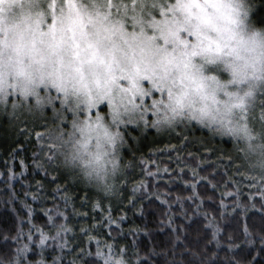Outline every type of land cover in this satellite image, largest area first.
<instances>
[{
  "label": "clouds",
  "instance_id": "obj_1",
  "mask_svg": "<svg viewBox=\"0 0 264 264\" xmlns=\"http://www.w3.org/2000/svg\"><path fill=\"white\" fill-rule=\"evenodd\" d=\"M261 3L0 0V115L54 118L45 136L58 164L102 194L125 175L126 130L146 122L230 141L243 170L264 177ZM0 264L54 260L18 242ZM97 264L133 261L105 251Z\"/></svg>",
  "mask_w": 264,
  "mask_h": 264
},
{
  "label": "snow or ice",
  "instance_id": "obj_2",
  "mask_svg": "<svg viewBox=\"0 0 264 264\" xmlns=\"http://www.w3.org/2000/svg\"><path fill=\"white\" fill-rule=\"evenodd\" d=\"M41 118L46 119V116ZM51 119L54 120V118ZM147 129L154 128L146 122L142 129L130 126L126 130L127 142L124 149L127 156L131 157L126 170L132 168L134 171L138 166L142 177L132 187V192L128 196V206L135 208L137 201L142 202L145 197L149 201L157 202L161 206L158 233L166 239L157 240L151 233L145 232V235L150 237V244L143 245L139 241H134L131 246L125 244L122 248L117 244L108 243L107 240H97L95 258L92 252L79 243L66 253V255H72L76 247L81 249L75 254L70 264H97L98 258L104 255L105 249L109 258L117 253L126 255L129 259L135 257L134 261L131 259L133 264H258L257 257L264 255V177L246 173L242 165L237 166L235 159L231 156L227 157V162H225V154H220L213 160L212 153L206 151L204 144L190 139L191 126L183 124L167 131L170 141L169 150L176 153L174 159L170 158V163L163 168L155 160H151V164L155 166L153 170L148 166V161L143 158V155H138L141 153L139 144L143 137L136 133ZM38 139L43 140L44 143L38 144V150L33 155V166L37 171L43 172V177L36 181L34 189L29 185L30 191L24 192L25 199L22 203L13 195L14 187H8L6 203L9 207L4 213L7 218L0 219V224H8V228L6 231L0 230V237H3L0 239V252H8L13 248L12 233H15L16 245L21 242V237L31 241L33 234L39 229L38 244L33 247H39L43 251L42 246L48 241L49 233L60 225L63 230L51 235V239L63 240V233L71 229L60 222L70 219L62 208L67 210L71 207L72 217L87 218L89 216L88 212L77 213L76 211L75 203L79 197L72 194L75 183L68 179L69 175L73 174L60 167L47 137H38ZM171 140L177 143H171ZM189 144H195L198 147L190 150ZM25 167L26 165L21 161V168ZM221 167L224 171H221ZM8 171L11 175L6 177V186L16 176L10 168ZM130 175L125 171L123 179L127 182ZM162 175L168 176L172 181V185L167 183L163 185L164 191L160 190L161 183L158 181V177ZM174 177H184V180L176 184ZM217 177L220 178L217 179ZM202 185L213 193L219 192L221 188L224 189L220 192L219 204L215 203L214 196H207L206 193L200 192ZM123 187L126 188L127 183ZM138 191L143 192V195L137 197ZM225 197L230 198L232 203L226 204ZM29 198L42 210L45 220L42 227L34 223L40 213L31 206ZM257 199L260 202L259 208L256 207ZM87 202L88 196L85 189L84 199L81 200L82 209L87 206ZM206 202L211 203L205 207ZM48 203L52 204L51 208L46 207ZM17 204H19L18 207ZM110 205L111 201L108 206H105L103 200L92 203V222L88 227L81 229L82 235L88 238L89 243L94 236L103 235L106 230L108 240L117 239L111 236V231L116 228L113 225ZM229 208L232 210L231 213L227 211ZM209 209L214 211L210 213ZM251 209L258 212L261 217V223L256 231H253L248 223V212ZM237 211L242 216L243 241H238L235 228L228 230L225 227L234 220ZM139 214L143 215L142 208ZM43 229H47L48 232L46 233ZM75 238V236L72 237V239ZM257 242L259 247L251 260L237 258L244 245L255 247ZM65 243H60L58 246L63 249ZM142 247L147 248L143 254H141ZM129 250H131V257H129ZM55 262L57 261L54 260V264Z\"/></svg>",
  "mask_w": 264,
  "mask_h": 264
},
{
  "label": "trees",
  "instance_id": "obj_3",
  "mask_svg": "<svg viewBox=\"0 0 264 264\" xmlns=\"http://www.w3.org/2000/svg\"><path fill=\"white\" fill-rule=\"evenodd\" d=\"M257 18L260 22H264V0H262L261 5L257 10ZM33 118V117H9L7 115H0V219H6L4 216L5 211L8 209L9 205L6 203L8 199L7 189L8 187H14L13 195L17 197L19 202H23L25 199L24 192L30 191L29 185L34 189L36 181H39L43 177L42 171H37L33 166V155L38 150V144L44 143L43 140H39L38 137H46L45 130L46 127L51 123L47 120L49 119ZM46 125V126H45ZM196 132H192L190 139L192 141H199L200 143L205 145V149L211 150L212 159L215 160V151L218 153L225 154L226 156H231L232 144L230 141L222 140L219 138H208L204 140H195L193 139V135H205V132H200L199 130H195ZM200 132V133H198ZM147 138L142 142H140L139 147L141 149V153L143 158L148 161V166L155 170V166L151 164V160H155L158 164H160L161 168L170 163V158L175 157L176 153L171 152L170 149V141L169 137L164 138L162 140H155L151 143L147 141ZM171 143H177L175 140H171ZM198 145L189 144V149L194 150ZM207 151V150H206ZM124 157L126 161H130L131 157L127 156L126 152H124ZM21 161L26 165L25 168H21ZM227 162V160L225 161ZM237 166L241 165L239 159H237ZM9 168L12 172L16 173V176L8 182L6 186L5 180L8 175L11 173L8 171ZM130 173L129 180L126 182L123 178L120 181L118 191L114 194H102L97 192L93 188L81 182L74 175H69L68 179L75 183V189L73 191V195L79 197L76 200L75 207L77 213L79 212H88L89 216L87 218H79L72 217V208L69 207L65 211V215L69 216L68 220H61V223H64L68 226L71 231L63 233V240H53L51 239V234L49 233V239L46 241L45 245L42 246V250L46 253L49 260H56L57 264H70V261L74 259L76 253L80 252L81 249L76 247L75 253L72 255H66L71 249H73L77 244L82 243L85 248H87L90 252L94 253L96 251V241H104L107 240L110 244H117L120 248H122L125 244L131 246L134 241H139L143 245L150 244V237L145 235V232L151 233L152 236L159 239H166L165 236L158 233V223L161 215V206L155 201H149L147 197L144 200L137 201V205L135 208H131L128 206L129 200L128 196L132 192V187L137 180H140L142 177L140 175L141 169L140 167H135L133 171L132 168H128L126 170ZM221 171H224L223 167H221ZM22 173V174H21ZM220 177H217L219 179ZM176 184L182 183L184 177H174ZM158 181L161 183V191H164L163 185L165 183L172 185V181L168 176L162 175L158 177ZM127 183V187L123 186ZM123 188V190H122ZM85 189L87 190L88 202L85 208H81V200L84 199ZM224 189L221 188L219 192L213 193L210 189L205 188L203 185L200 187V192L206 193L207 196H214L215 203L219 204L220 202V192H223ZM143 195V192L138 191L136 193L137 197ZM96 200H103L105 206H108L109 201H111L112 208V216H113V225L116 230L111 231V236L116 237V240H108V232L107 230L103 235L94 236L91 243H89L88 238L83 236L81 233L82 228L88 227L89 223H91V206L92 203ZM29 203L31 206L36 209L37 213H40L34 221L39 226H43L45 220L42 215V210L37 207L36 203L31 201L29 198ZM206 202L205 207L208 206ZM225 203L231 204L232 200L228 197H225ZM17 207L19 204L16 205ZM47 208H51L52 204L48 203L46 205ZM256 207H260L259 199L256 200ZM141 208L143 209V215H140ZM210 213L213 212V209H209ZM229 213L232 212L231 208L227 209ZM248 223L249 227L252 228L253 231H256L258 226L261 223V217L258 212L254 209L249 210L248 212ZM27 219V217H25ZM228 230L232 228L236 229V236L238 237V241H243L244 237L242 234V216L237 211L234 220L225 225ZM8 228V224H0V230L6 231ZM46 233L47 229H43ZM27 231V229H25ZM135 234V235H134ZM75 236V239L72 237ZM39 238V229L36 233L33 234V239L31 241H26L23 237H21V242H28L32 245L38 244ZM3 239V237H0ZM15 233H12V246L15 247ZM66 241V243H65ZM60 243H65V247L61 249L58 245ZM259 244L255 245V247H248L244 245L242 250L239 252L237 258H247L251 260L252 256L255 255L256 249H258ZM40 250L39 247H37ZM106 251V249H105ZM147 251V248H141V254ZM223 256V253H221ZM129 257H131V250H129ZM59 258V259H57ZM134 261L135 257H131ZM258 264H264V255L257 257Z\"/></svg>",
  "mask_w": 264,
  "mask_h": 264
},
{
  "label": "rangeland",
  "instance_id": "obj_4",
  "mask_svg": "<svg viewBox=\"0 0 264 264\" xmlns=\"http://www.w3.org/2000/svg\"><path fill=\"white\" fill-rule=\"evenodd\" d=\"M48 120H47V122L49 123V120H50V122H51V117H50V115L48 116ZM41 119H44V118H41ZM47 119V118H46ZM47 128V127H46ZM191 128H192V132H196L195 130H199L200 132H205L206 134L205 135H193V139H195V140H204V139H208V138H215V137H213V136H211V135H209L206 131H204V130H202V129H199V128H197V127H195V126H191ZM200 132H198V133H200ZM136 135H138V136H141V137H143V139L141 140L142 142L145 140V138L146 137H148L147 138V141L148 142H152V141H155L156 139L157 140H162V139H164V138H167V136H168V133H167V131L166 132H159V133H157V131L155 130V129H147V130H144V131H141V132H139V133H136ZM193 145V144H192ZM233 146V145H232ZM232 149L233 150H231V157L232 158H234L235 159V161L237 160V159H239L238 158V156H237V154H236V151H235V149H234V146L232 147ZM207 151H208V149H206ZM211 150H209V152H210ZM124 152H125V149H124ZM220 154H222V153H218V152H216L215 151V159H216V157L218 156V155H220ZM226 156V155H225ZM227 157L228 156H226V160H227ZM236 165H237V162H236Z\"/></svg>",
  "mask_w": 264,
  "mask_h": 264
}]
</instances>
